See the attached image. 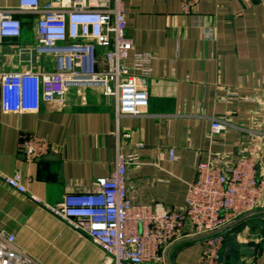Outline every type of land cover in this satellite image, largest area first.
<instances>
[{
	"label": "crops",
	"instance_id": "obj_1",
	"mask_svg": "<svg viewBox=\"0 0 264 264\" xmlns=\"http://www.w3.org/2000/svg\"><path fill=\"white\" fill-rule=\"evenodd\" d=\"M18 4L0 0L2 7ZM125 4L132 53L154 55L151 75L142 80L149 92L142 115L118 118L115 101L96 85L69 86L63 108L43 103L35 112L7 111L0 80V172L21 173L28 190L19 193L0 178V227L40 264H104L105 253L31 195L55 204L93 188L115 170L118 153L138 149L142 165L128 169L134 202L180 208L199 162L232 161L240 146L255 139L252 130L263 128L264 0H201L191 13L182 11L180 0ZM17 17L22 35L0 47V71L52 70L51 58L29 51L37 42V18ZM214 118L238 128L210 137ZM27 134L50 140V154L28 161L19 150ZM170 148L175 161L168 158ZM259 174L264 176V156ZM238 220L227 234L224 263L264 264V203ZM250 242L253 253H242ZM201 252L200 241L186 238L161 254L167 264H196Z\"/></svg>",
	"mask_w": 264,
	"mask_h": 264
},
{
	"label": "built area",
	"instance_id": "obj_2",
	"mask_svg": "<svg viewBox=\"0 0 264 264\" xmlns=\"http://www.w3.org/2000/svg\"><path fill=\"white\" fill-rule=\"evenodd\" d=\"M180 1L184 13L193 12L201 2ZM26 13L37 18V42L29 51L51 58L54 68L0 71L5 110L35 112L43 103L63 108L69 86L96 85L115 101L118 118L143 114L149 104L143 81L151 75L154 55L132 53L134 42L127 33L125 0H19L14 7L0 6V47L6 39L21 37L23 22L17 15ZM262 126L252 130L255 139L240 146L232 161L199 162L186 204L180 208L134 202L128 169L141 167L138 149L118 153L115 170L99 178L93 188L68 193L55 204L30 197L96 242L105 253L104 264H167L161 253L186 238H196L202 244L196 264H225L223 249L233 227L230 225L264 203V176L259 174L264 121ZM230 128L238 126L214 118L209 135L214 137ZM19 150L32 162L48 156L52 143L27 134L22 136ZM168 158L177 160L174 148L169 149ZM0 178L17 192L27 193L21 173L0 172ZM15 241L14 234L0 227V264H40Z\"/></svg>",
	"mask_w": 264,
	"mask_h": 264
},
{
	"label": "water",
	"instance_id": "obj_3",
	"mask_svg": "<svg viewBox=\"0 0 264 264\" xmlns=\"http://www.w3.org/2000/svg\"><path fill=\"white\" fill-rule=\"evenodd\" d=\"M238 221L239 220H236L230 226H234ZM191 239H196V238H191ZM253 246H254V242H250L248 244V246L242 248V250H241L242 253H244V254H252L253 253V249H252Z\"/></svg>",
	"mask_w": 264,
	"mask_h": 264
},
{
	"label": "rangeland",
	"instance_id": "obj_4",
	"mask_svg": "<svg viewBox=\"0 0 264 264\" xmlns=\"http://www.w3.org/2000/svg\"><path fill=\"white\" fill-rule=\"evenodd\" d=\"M229 232H230V231H229ZM229 232H228V233H229ZM228 233H227V234H228ZM229 238H230V237H229ZM227 239H228V238H227V235H226V241H227ZM225 243H226V242H225Z\"/></svg>",
	"mask_w": 264,
	"mask_h": 264
}]
</instances>
